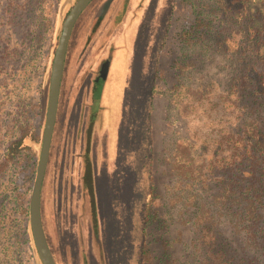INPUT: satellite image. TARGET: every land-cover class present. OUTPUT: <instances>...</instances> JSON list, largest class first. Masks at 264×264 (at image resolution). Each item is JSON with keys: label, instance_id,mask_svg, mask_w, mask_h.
I'll list each match as a JSON object with an SVG mask.
<instances>
[{"label": "rangeland", "instance_id": "obj_1", "mask_svg": "<svg viewBox=\"0 0 264 264\" xmlns=\"http://www.w3.org/2000/svg\"><path fill=\"white\" fill-rule=\"evenodd\" d=\"M75 1L0 0V162L22 137L0 171V264H41L28 200ZM229 1L225 13L217 0H131L123 11L115 1L105 18L88 9L76 20L41 190L56 264H264V217L256 249L237 216L251 196L242 181L264 179L250 136L262 95L247 76L264 63Z\"/></svg>", "mask_w": 264, "mask_h": 264}, {"label": "trees", "instance_id": "obj_2", "mask_svg": "<svg viewBox=\"0 0 264 264\" xmlns=\"http://www.w3.org/2000/svg\"><path fill=\"white\" fill-rule=\"evenodd\" d=\"M217 2L221 4L220 6L218 5V7L222 9L224 13L225 11L229 12L231 10V3L229 0H217ZM234 3L237 8L236 10L238 11L237 13L233 14L238 16L240 30L248 38L249 49L252 51L259 62L262 61V63H264V0H234ZM262 71H264V67ZM253 73H256L255 69L253 68V65H249L247 68V76L249 78V81L254 85L255 93H257L258 95H262L259 96V106L261 109H264V72L263 74H258L259 76L261 75L259 79H255ZM251 125L253 131L250 136L253 138L254 143L258 142L260 144V151L264 155V118L262 122H256V120H252ZM21 142L22 137L10 143L7 153H5L6 162L9 161L19 151ZM246 151L247 148L245 144L243 152H241V156L244 155ZM5 161L3 160L0 162V171L3 168ZM241 163L242 160L237 163L238 166H240ZM241 167L242 166H240V168L235 166L234 168H231L232 170H235V175L238 174V178H240V181L243 180L241 178H243V173H245V171ZM261 168H263V166H261ZM85 172H88L87 175H90L91 170L89 164L88 166H86ZM250 172L252 173V171ZM262 175L263 173H259V178H257L252 183L242 181V183L248 184L244 185L243 188L244 191L251 192V196L243 197V199H246V205L248 206V208L244 207L245 209L243 208L237 211L239 221H249L246 238L249 239L250 242H253V244L250 245L252 246V248L256 249L258 248L257 223L264 217V208H262V210L259 209L261 204L264 205V200L262 201L264 197V179L261 178ZM235 182H238V180H235ZM234 200L236 202L240 201L238 197ZM221 259L224 263H231V259L230 257H226L225 251H222Z\"/></svg>", "mask_w": 264, "mask_h": 264}, {"label": "water", "instance_id": "obj_3", "mask_svg": "<svg viewBox=\"0 0 264 264\" xmlns=\"http://www.w3.org/2000/svg\"><path fill=\"white\" fill-rule=\"evenodd\" d=\"M91 0H76L64 18L58 42L53 52L49 75L45 119L41 136V146L36 163L35 177L28 200V224L33 244L41 264H56L47 242L41 217V190L49 158V150L57 114V105L64 71L67 47L74 24ZM91 192V206L93 195Z\"/></svg>", "mask_w": 264, "mask_h": 264}, {"label": "flooded vegetation", "instance_id": "obj_4", "mask_svg": "<svg viewBox=\"0 0 264 264\" xmlns=\"http://www.w3.org/2000/svg\"><path fill=\"white\" fill-rule=\"evenodd\" d=\"M115 1H118L117 2L119 3L118 6H120V9L123 11L124 6L127 7V5L130 3L131 0H127V1L126 0H91L89 4L84 8V10L81 12V14L78 16L77 21L79 20V18L83 16V14L88 9L95 10V18L98 19L103 17L105 18V16L111 10V7L113 6V3H115Z\"/></svg>", "mask_w": 264, "mask_h": 264}]
</instances>
